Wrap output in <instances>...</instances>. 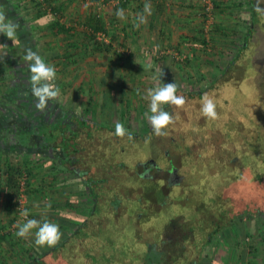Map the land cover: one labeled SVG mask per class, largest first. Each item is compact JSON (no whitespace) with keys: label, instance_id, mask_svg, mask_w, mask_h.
Listing matches in <instances>:
<instances>
[{"label":"rangeland","instance_id":"rangeland-1","mask_svg":"<svg viewBox=\"0 0 264 264\" xmlns=\"http://www.w3.org/2000/svg\"><path fill=\"white\" fill-rule=\"evenodd\" d=\"M44 2L34 0V4L42 3L41 5L45 7ZM117 2V0H65L66 7L71 8L69 5L72 3L81 9V15L78 17L82 22H75L78 25L86 22L92 14H97L107 19L112 27L115 26V30L111 29L102 34L103 40L99 39L100 34L96 35L100 45H112L109 53L94 49L92 44L87 46L83 42L76 44L71 41L59 43L58 40L56 44L62 45L49 47L46 58L49 61L54 59L52 53L55 51L60 57L50 61L57 74L55 83L60 88V95L57 98L60 113L57 119L62 114L61 109L74 115L79 113L84 117L83 111L89 107L86 118H89L91 123L105 124L111 131H115L117 123H122L131 134L144 135L148 131H153L144 115L146 112L151 114L150 101L146 98L147 89L157 87L161 79L162 83L175 82L179 94L186 97L187 103L183 108L173 106L169 111L174 117L175 124L169 127L168 135L158 137L157 141L148 140L151 141L150 150L140 140H136L135 145L129 149L125 148L124 156L120 157L117 156L118 153L112 154V148L100 150L101 145H98L101 141L100 136H104L106 140L109 138L99 126L94 131L90 130L92 131L89 133L90 142H93L95 134L99 136L91 145V151L85 154L87 158L83 163L102 166L100 170L92 171L93 177L104 176L103 166L109 170L112 166L119 168L121 161L132 164L125 171L113 170L105 174L110 177L105 187L107 194L120 190L123 196L131 200L126 201V206L134 201L132 209L127 211L126 208L127 213L115 217L116 221L122 218L120 224L125 227L127 234H130L127 238L121 237L119 246L121 255L128 257L131 250L140 252L138 256L142 259L146 246L155 244L159 250L163 249L168 253L170 262L171 258L178 259L180 255L178 264H200L202 260L205 261L202 264H264V215H237L234 222H230L228 215L223 212L230 208L235 215L233 205L236 201L242 206L240 209L244 210L243 195L251 196L253 191H256L254 193L256 197L257 194L264 195V146H259L257 150L258 140L262 137L264 141V64L257 69L260 84L254 87L249 86V81L253 83L257 78L250 73V77L246 76L241 87L234 81H227L225 75L231 60L244 41V32L250 28L251 13L248 6L244 7L246 0H212L213 11L210 17L206 14L205 7L201 6L200 10L202 9L203 13L200 18L196 19L194 16L191 18L193 20L185 22L186 24L180 25L182 22L174 24V32L178 30L180 40L182 39L181 44L172 41L173 26H165L164 17L162 24L156 22L152 28L144 26L143 30H148V35L141 36L131 25L125 23L127 18L128 21H134L137 13H140H132L130 7L124 11L126 17L124 20L117 18L111 22L112 19H116L114 5ZM202 4L204 5V2ZM72 13L73 11H70L64 15L66 21L71 22V19L75 18L79 21L80 18L77 19L75 16L74 18ZM167 15L169 17V13ZM151 17L152 15L147 19ZM173 18L174 16L171 19ZM159 35L161 37L164 35L165 39ZM263 38L264 28L260 34L257 32L251 48L260 49L264 46V43L260 42ZM3 44L8 48L14 45L11 49L15 51L18 47L11 40ZM7 47L0 50H6ZM13 55L15 67L18 69L14 78L22 82L20 85L25 86V80L30 74L24 73L21 67L29 66L30 62L23 59L25 55L23 49L13 52ZM70 55H73L72 59ZM258 57L264 58V53ZM254 67L256 68L255 60L251 59L249 69L254 70L252 69ZM93 68L98 70L90 73V69ZM96 72L100 76L94 75ZM80 75H85L84 82L88 79L90 82L92 79V83L97 87V84L100 87L102 81L112 85L107 84L106 87L101 85L105 90H96L101 97L97 94L95 99L90 101V94L83 97L77 90L76 80H80ZM3 80L5 82L4 78ZM212 86H216V89L212 90ZM198 91H203L201 96L194 95ZM204 93H209L217 105L218 119L215 121L207 119L200 111ZM108 94L111 95L108 96L111 99L107 97ZM189 95L194 96L190 98ZM21 103L11 105L5 102L0 105V118L15 111ZM16 112L14 116L16 114L25 116V109ZM41 113H45L43 116L45 117L47 109ZM32 115L34 114H28L27 117L32 119ZM20 129H14L15 134L13 133V138L10 139L18 146L17 135L25 130L22 127ZM9 130L11 133L14 132L11 128ZM260 134L261 137H258ZM252 137L254 139H251ZM119 143L130 146L132 142L125 137V140L121 139ZM250 145L254 149H249L248 152ZM80 146L88 147V144L86 142ZM39 151L37 145L33 144L35 162L33 164L31 162L32 165H29L28 157L24 153L12 157L11 163L20 168L22 175L18 176L19 190L16 203L11 205L9 213L4 210V201H0V228L6 227L13 216L15 221L10 223L9 230H16L17 225L26 222L20 211L21 201L24 210L27 209L30 213L27 219H34L40 213L43 222L47 220L59 225L61 233L65 232L64 235H67V232L76 228L74 217L79 212L87 210L88 197L92 200L89 206L94 202L91 196L82 194L85 186L80 181L63 184L59 182L60 186L57 184L54 189L46 187L51 181L47 179L48 175L56 173L54 170L51 171L54 167L53 158L62 155L59 152ZM49 154L52 161L44 160L46 158L44 155ZM200 154L202 156H199ZM72 157L76 159L78 155ZM137 162L143 166L137 167L135 164ZM198 162L204 163V166ZM146 163L159 168L152 172V181L142 180L136 174L142 172ZM80 168L78 162L74 163L73 169L76 172H79ZM173 168L177 169L178 185L175 181L171 184L170 171ZM27 169L34 175L31 178L32 186L29 187V191L34 192H31L30 197L26 190ZM259 174L263 175L261 185L259 182L262 180L256 178ZM71 176L72 174H59L60 181ZM74 188L80 192L75 193ZM22 196L27 198L22 199ZM24 199H27L26 202ZM69 200L73 204L72 208L65 205ZM259 201L264 207V197H259ZM218 224L221 225V229L214 233ZM112 227L113 231L120 230L118 223ZM35 232L36 229H33L27 238L32 240ZM211 233L212 242L208 245L206 242ZM3 246L0 264L22 263L18 249L5 248L4 244ZM9 257H12L11 261ZM133 260L135 264H143L142 260L140 262ZM114 264L119 262L115 261Z\"/></svg>","mask_w":264,"mask_h":264},{"label":"trees","instance_id":"trees-1","mask_svg":"<svg viewBox=\"0 0 264 264\" xmlns=\"http://www.w3.org/2000/svg\"><path fill=\"white\" fill-rule=\"evenodd\" d=\"M31 3H34V0H30ZM45 1L44 3L46 4L45 8L50 9V13L46 12L41 4H36L37 12H42L45 15L50 14L53 17H55L58 21L66 18L64 17V12L61 9L56 8V6L53 5L54 0H43ZM96 1V0H95ZM117 4L114 5V11L118 9H124L126 10L127 7H130L132 13L135 12H142L141 6L143 4H137L136 0H117ZM258 0H246V5L244 4V7L249 8L250 13H251V22H250V28L244 32L245 37L244 41H242L241 47H239L238 52L236 55L233 57V59L230 62V65L227 68V74L225 72V75H227L226 79L227 81H234L236 84L242 86L243 81L246 80V76L248 75V78L250 77L249 73L252 74L255 78H257V81L251 83V80L249 81V86L254 87L257 86L259 83L258 81V76H259V70L258 68H261V65L264 64V62L261 60L264 58L258 57L260 54L261 56L264 53V46L259 48H251L252 42L255 40V36L257 32L260 34L262 29L264 28V17H262L260 14L257 13L255 10L257 7ZM216 7L218 8L217 3ZM259 6L261 8H264V0H259ZM243 7V5H242ZM43 10V11H42ZM114 17V16H113ZM88 20L85 22V24H82L83 30H79L77 26H66L60 25L59 23L54 24L52 27V31L55 32L57 31V36H61L62 34L65 35V37H77L81 34H83L84 38L89 39L92 47L96 50L104 51L109 53L112 49V45H106L102 46L98 43L96 35L100 33L107 32L106 28V21L104 17H101L97 14H92L87 18ZM116 21V19H112V21ZM244 30V29H243ZM223 31V30H222ZM221 31V32H222ZM226 30H224L223 33H225ZM137 33V32H136ZM135 33V34H136ZM54 35V34H53ZM239 41V42H240ZM260 42L264 43V38L260 40ZM251 59L255 60L256 63V68H252L254 70L249 69V64ZM261 60V61H260ZM262 62V63H261ZM15 66V65H14ZM256 69V70H255ZM6 78V77H5ZM21 82V81H20ZM25 86L18 85L15 86L16 90V97H22V103L20 104V107H17L15 111H12L7 113V119H0V131H8L11 128L12 130L14 129H20L22 127L23 129H26V126L29 125L27 128H31L34 125L41 128V131L39 132L38 138L43 137L44 138V143L41 145V147H45L51 144L53 146L60 140L61 134L63 135V138H61V147L63 146L64 150V160H60V164L56 161H54V167L51 169V171H56L54 174H49L47 179H51L50 183L46 184V187L54 189L57 184L60 183H67L70 181H80L82 182V185L85 186V190L81 191L82 194H86L92 197L93 199V204L89 206L90 198L88 197V207L87 210L81 211L74 217L76 220L75 223H77L76 228L72 229L71 231L67 232V235H64L62 233V238L60 239L59 243L54 246V247H46L44 248L43 246H38L35 244L34 240L35 237L31 239L29 238H19L16 235V232L18 231V227L16 230H9V227L11 224L15 221V217H11L8 225L2 226L0 228V254H1V248H3V244L6 245L5 248H12V249H18L19 250V257L22 260V263L20 264H114L115 261L119 262V264H124L129 262V264H135L133 259L137 260V262H140L142 260L143 264H178L180 255L177 257L178 259L170 258L168 257V253H166L165 250L161 249L159 250L157 248V245L153 244H148L146 246V251L143 255V258L141 259L138 255H140V252L136 251H129L128 257L122 256L119 246H120V240L121 237L127 238L130 236V234H127V231L124 229L125 227L120 224L122 222V218L119 219V221L115 220V217H119L125 213H127L128 209L130 210L132 204L134 201L132 200V203L130 202L129 206H126V201H131L130 199L126 198L120 193V190L115 191V192H108L105 191V187L110 181L109 176H105L106 173H110V171L113 170H120V171H125L128 169V167H131L132 164H128L126 161H121L119 168L116 167H110L109 170L106 166L104 167L105 172L103 173V177L100 178H95L93 177V172H96V170H100L102 166L99 165H92V166H87L86 169L81 170L79 172H76L73 169L74 163H77V161L72 157L73 153H78V143L77 139L81 136V132L83 131L86 133L89 128L91 129V123L86 120V115L85 117L78 118L76 115H71L70 113L66 112L65 110H62V113L64 114V119L61 124L58 123V106L56 105L55 101H50L49 102V107L47 109V114L45 117L44 114H42L40 111L36 109V103L34 102V99L32 98V91H31V86H30V81L29 78L25 80ZM16 83V82H14ZM22 83V82H21ZM260 84V83H259ZM212 90L216 89V86L211 87ZM263 90V89H262ZM264 91V90H263ZM10 94L12 95L13 91H9ZM203 91H198L195 92L194 95L196 96H201ZM1 97L0 100H4V103L7 102L8 100L6 99V96H8L5 92H1ZM179 94V92H178ZM194 95H189L190 98H193ZM33 99V100H32ZM3 105V104H2ZM173 106H165L164 110L165 111H170ZM25 109V116L23 117V114L15 115L17 118L16 120H13L14 118V113L16 110H21ZM89 111V110H88ZM18 113V112H16ZM13 114V115H12ZM28 114H34L32 115V119H29L27 116ZM32 120V121H31ZM56 121V123H55ZM47 125H50L49 128ZM59 127V130L61 133L60 136H55L54 135V127ZM95 127H98L97 124ZM103 130L102 132L106 134V137L109 138L108 140L104 139V136L101 137V141L96 143L98 145H101L100 150H106L112 148L111 152L112 154L115 155V153L118 155L117 156H124V150L125 148H131V146L135 145V141L140 140L142 144H144L146 147H148V150H150L151 146L149 145L151 141H157L158 137L153 134V131L147 132L144 135H132L133 139L130 140L131 145L130 146H123L121 145L120 140L125 138H118L114 133L115 131H108L106 127H103L102 125H99V129ZM22 130V129H20ZM77 131V132H76ZM48 132L52 133L50 135ZM142 136V137H141ZM150 138V142L148 141ZM258 137H261V134L258 135ZM98 138V137H97ZM96 137H93V142H90L91 145H93ZM251 139H254L253 137ZM263 138L261 137V140H258V145H257V150L259 146L263 147ZM1 141V140H0ZM147 141V142H146ZM253 142V140L251 141ZM134 144V145H133ZM251 144V143H250ZM2 145V143H1ZM256 146V145H255ZM93 147V146H92ZM249 149H254L251 145L247 149L248 152H250ZM42 150V149H41ZM91 150V148H90ZM242 150V149H241ZM239 152V150H238ZM32 153V152H31ZM37 153V152H36ZM240 153H242L240 151ZM257 153V151H256ZM30 158H28L29 165H32L34 155H31L27 153ZM247 154V153H246ZM199 156H202L200 154ZM244 156V155H243ZM59 161V160H58ZM32 162V164H31ZM200 162V160H199ZM198 162V163H199ZM151 163V161L149 162ZM149 163H146L144 167L142 168L141 173H136L139 178L145 181H152L153 175L152 172L154 170L159 169L156 167V165H150ZM137 167L143 166V164L137 162L135 163ZM134 164V165H135ZM200 165L204 166V163H199ZM101 165V164H100ZM131 165V166H130ZM73 169V171H72ZM20 168L10 164L8 167V181H7V190H6V210L8 209V213L10 212L11 205H15L16 203V196L18 194L19 190V181H18V176L22 175L20 173ZM177 169L173 168L170 171L171 174V184H173V181H175V184H179V178L176 176ZM64 173V174H72L71 177L66 178L62 181H60L59 174ZM113 173V172H112ZM26 185H27V192L30 197L31 192L34 191H29V187L32 186L31 178L34 177L33 173L31 172L30 169H27L26 173ZM263 175L259 174L256 178L260 181V185L263 183ZM62 179V177H61ZM104 179V180H103ZM45 182V180H44ZM81 184V183H80ZM60 186V184H59ZM70 187V185H68ZM63 188V187H61ZM88 188V189H87ZM259 188V187H258ZM256 188V189H258ZM51 189V190H52ZM76 191L77 189L74 188ZM254 190V189H253ZM1 191V189H0ZM79 191V190H78ZM76 191L75 193H77ZM80 192V191H79ZM248 193L247 191H245ZM256 191H253V194L250 195H243L242 201L244 202L243 207L244 210H241L240 208L242 207L235 202L233 205L235 208V215L232 214L231 210L232 209H226L224 212L225 215H228L227 217L230 218V222H234V217L237 215H257V214H263L264 215V207L260 205L259 197H264V195L254 196V193ZM106 199L108 201H106ZM55 202V201H54ZM264 204V202H263ZM53 205V204H52ZM67 207L72 208L73 204L71 200L67 201L65 203ZM55 208V207H54ZM127 208V211H125ZM132 209V208H131ZM142 212V210H139V212ZM141 216V215H140ZM34 219L38 220L40 223L43 222V217L39 213ZM224 216L222 220L224 221ZM51 220H53V217H51ZM54 221V220H53ZM11 223V224H10ZM118 223L120 230L118 231H113L114 227L112 225H116ZM223 222H221L222 224ZM129 224V223H128ZM226 224V223H225ZM127 225V224H126ZM124 225V226H126ZM5 228L6 230H4ZM65 228V227H64ZM216 232L213 231L214 233H217L218 230L221 229V225L216 226ZM8 229V230H7ZM63 230V229H62ZM212 232V233H213ZM220 232V231H219ZM212 233L208 236V241L206 242L208 245L212 242ZM126 240V239H125ZM110 245V246H108ZM18 247V248H17ZM7 251V250H6ZM9 251V250H8ZM133 255L135 257H133ZM2 258V257H1ZM10 261L12 260V257H9ZM119 259V260H117ZM86 260H89L90 262H86ZM204 260L200 262L202 264ZM205 262V261H204Z\"/></svg>","mask_w":264,"mask_h":264},{"label":"crops","instance_id":"crops-1","mask_svg":"<svg viewBox=\"0 0 264 264\" xmlns=\"http://www.w3.org/2000/svg\"><path fill=\"white\" fill-rule=\"evenodd\" d=\"M137 4H143V6H141V8H144V4L145 3H151L152 5V17L147 19V23L146 24H142L138 29L134 27V24L137 23L138 21L136 20V18H134V21L129 20L127 18V21L125 23H127V25H131L133 28V30H136V32H139V36H141L142 34L144 35H148V30H143L144 26L147 27L149 26L150 28L154 27L156 25V22H158L159 24H162V20L164 19V24L165 26H173L174 24L178 25L180 22L181 24H186L185 22H190L192 17L196 16L195 18L198 19L201 17L202 15V9L200 10V7H203V0H136ZM54 6H56V8L63 10L64 15L68 14V12L73 11V17H77V19H79L81 15V9L76 8L77 6L72 5V3L69 5L71 8L66 7V3L65 0H54L53 3ZM46 12L50 13V9L45 8L47 6H43L41 5ZM92 6H94V3L92 2ZM37 6L34 3H31L30 0H0V11H3L5 13V15L11 19L14 23H18L19 24V28L17 30V37H16V42L15 44L18 45L16 51H19L21 49H23L24 54L26 53V50L31 48L32 51L36 52L38 55H40L45 62L47 61L48 64H51L50 61L55 60V58H59L58 57V53H56V51L54 53H52L54 59H51L50 61L47 60L46 58V54L49 51L48 48L51 46H61L60 44H56L59 40V43H65L66 41H71V43H80L83 42L85 45H91V42L89 39L84 38L83 34L80 33L79 36L77 37H65V35H61V36H57V31L55 30V32L52 31V27L54 24L59 23L60 25H66L67 27L70 25L72 26H77L80 27L78 28L80 31L83 30L82 25H78L75 22H82L81 18L79 21L75 19H71V22H67L66 20L64 21V19L62 18V20H57L55 17H53L50 14L45 15L42 12H37ZM95 8V7H93ZM92 8V9H93ZM43 11V10H42ZM157 13V15H156ZM162 13V14H161ZM169 13V17L168 14ZM173 13V15H171ZM150 15V16H151ZM174 16L173 19H171ZM65 17V16H64ZM149 17V16H148ZM157 17H159V19L157 20ZM164 17V18H163ZM155 19V20H154ZM88 20V19H87ZM86 20V21H87ZM105 23H106V28H107V32L112 30H115V26L112 27V25L109 23V21L107 19H105ZM111 22H114L111 20ZM75 23V24H74ZM82 24V23H80ZM85 24V22L83 23ZM110 25V26H109ZM124 26V25H123ZM120 27V26H119ZM123 28V27H122ZM131 29V30H132ZM178 29V28H177ZM165 31V30H164ZM171 31H172V41L173 42H179L181 44L182 39L180 40V35L179 32L177 30V32H174V26L171 27ZM174 32V35H173ZM54 34V35H53ZM110 34V33H109ZM151 34V33H150ZM176 34V35H175ZM161 37V35H159ZM182 36V35H181ZM65 37V38H64ZM163 39H165L164 35L163 37H161ZM63 40V41H62ZM8 41V39L3 36L0 35V44H3L4 42ZM55 42V43H54ZM13 46L11 47H7V49H2L0 50V97H1V92H5L8 96H6V99L8 100L6 103H9L11 105H15L16 103H21L22 97H16V90H15V86L20 85V80H15V72H17L18 69H16V67L14 66L15 62H14V58L15 57L13 55V52H16L15 49H11ZM58 48V47H57ZM13 50V51H12ZM53 52V51H52ZM72 52V51H71ZM62 53V51L60 52ZM101 53V52H100ZM104 53V52H103ZM70 54H74V53H70ZM103 55V54H101ZM50 56V55H49ZM73 55H70V59H72ZM100 56V55H99ZM49 58V57H48ZM62 59V58H61ZM68 64V63H67ZM21 69H24V73L30 74L29 71V66L26 67H21ZM58 70V69H57ZM98 70V69H97ZM94 68L90 69V73L93 71H97ZM99 75L98 72H96L94 75ZM1 75H4L1 77ZM81 78H79L80 80H76L78 81V87L77 90L78 92L80 91L83 95V97L85 95H89V99L90 101L94 98L95 99V95L98 94V91L96 90H105L104 87L107 86H111L112 83H107V82H101L100 84L103 85L104 87H98L96 86V84L92 83V79L89 82V79L84 82V76L80 75ZM87 76L89 77V75L87 74ZM6 77V78H5ZM3 78L5 79V82L3 80ZM91 78V77H90ZM16 82V83H14ZM112 89V88H111ZM9 91H13L12 95L10 94ZM96 93L94 95H92L93 93ZM92 95V97H91ZM98 96L101 97V94H98ZM111 96L110 94L107 95ZM34 99V102L36 101V98L33 96L32 97ZM109 99H111L110 97H108ZM32 99V100H33ZM56 102V105H58V99L54 100ZM111 103V102H110ZM4 104V100H0V105ZM90 108L87 107L84 109L83 111V116L84 115H88ZM78 118H81V114L76 113ZM75 114V115H76ZM72 116L74 114H71ZM4 119H7V116L4 115L1 116ZM85 117V116H84ZM0 118V119H2ZM13 120H16L17 118L14 116V118H12ZM64 119V114L62 113L60 118L57 120L59 124H61L63 122ZM89 118H86V120H88ZM89 121V120H88ZM91 123V121H89ZM56 123V121H55ZM100 124H97V126H99ZM48 128L50 125H47ZM96 125L94 123H91V129L89 128V130L86 131V133H84L83 131L81 132V136L77 139V143H78V153H73L74 155H78V157H76V161L80 164V170H84L86 169L87 166H90L89 164L83 163L84 159L87 158V156H85L86 153L90 152L91 150H89L91 148V144H90V135L89 133H91L92 131H94L96 129L95 127ZM103 127H106L105 124H102ZM55 130L54 135L55 136H60L59 133H61L59 130V127L55 126L54 127ZM106 129L108 131L111 132V128L106 127ZM92 130V131H90ZM14 132L11 133V130L6 131H0V201H4V210H6V188H7V181H8V167L10 164L13 163L12 157L19 155L21 153H24L25 155H27L28 158H30L28 156L27 153L31 154V155H35L34 152H32V145H37V147L39 148V152L41 151H50V152H59L61 153L62 157H54L53 161H57L60 164V160H64V150H63V146L61 147V138H63V135L61 134L60 136V140L54 144L53 146H51V144L49 143V145L45 146V147H41V145L44 143V138H38L39 136V132L41 131V128L37 127V126H33V128H26L25 130L19 132L18 136V145L15 144V141L10 140L11 137L13 136V133L15 134L16 130H13ZM77 132V131H76ZM42 133V131H41ZM50 135H52V133L48 132ZM133 135V134H132ZM137 135V134H135ZM16 136V135H14ZM99 135H96L94 137H98ZM13 138V137H12ZM16 138V137H15ZM85 140H83V139ZM24 141V142H23ZM87 142L88 147L87 146H80L82 143L85 144ZM2 143V145H1ZM89 148V149H88ZM42 149V150H41ZM32 152V153H31ZM60 155V154H59ZM46 156V158H44V160L47 159V161H52V156L49 155H44ZM49 158V159H48ZM29 160V159H28ZM27 160V161H28ZM59 160V161H58ZM12 162V163H11ZM88 163V162H87ZM14 165V164H13ZM88 189V188H87ZM8 211V209L6 210ZM1 214V213H0ZM6 214V213H5ZM208 241V239H207Z\"/></svg>","mask_w":264,"mask_h":264},{"label":"clouds","instance_id":"clouds-1","mask_svg":"<svg viewBox=\"0 0 264 264\" xmlns=\"http://www.w3.org/2000/svg\"><path fill=\"white\" fill-rule=\"evenodd\" d=\"M258 14L264 17V8L259 6V0L255 9ZM152 14L151 3H145L143 13H137V23L134 24L135 28H139L142 24L147 23V17ZM116 17L120 20H124V9H118L115 13ZM18 23H14L9 19L3 11H0V35L5 36L13 43L16 42L17 30L19 28ZM7 47L4 44H0V48ZM23 59L29 63L30 71V86L32 95L36 98V109L40 112H45L49 107V102L56 100L60 95V88L56 85V70L53 65L45 62V60L32 51L31 48L26 50ZM163 73H161L162 76ZM146 98L150 101L149 110L144 115L149 121L153 134L157 137L167 136L170 126L175 124L173 115L164 110V106H174L176 108H183L187 103L186 97L182 94H178V86L175 82L162 83L161 79L159 84L155 88L147 89ZM201 109L203 116L209 120H217L218 112L217 105L214 98L209 93H204L201 98ZM117 137L133 139L132 134L126 129L124 124L117 123L115 125V133ZM150 140V137L148 138ZM147 142V141H146ZM21 215L26 218V222L22 225H17L18 231L17 237L27 238L33 229L35 232V244L38 246H56L62 233L59 229V225L45 220L42 224L36 219H27L30 215L29 211L25 209Z\"/></svg>","mask_w":264,"mask_h":264},{"label":"built area","instance_id":"built-area-1","mask_svg":"<svg viewBox=\"0 0 264 264\" xmlns=\"http://www.w3.org/2000/svg\"><path fill=\"white\" fill-rule=\"evenodd\" d=\"M203 2H204V7H205V9H206V14L208 15V17H210L211 16V13H212V11H213V2H212V0H203ZM102 34H104V33H100V37H99V39H102L103 40V36L104 35H102ZM102 37V38H101ZM23 198H27V196H22V199ZM25 200V202H26V200L27 199H24ZM20 211H21V213L24 211V207H23V205H22V203H21V201H20ZM22 218H24V219H26L25 217H23L22 216ZM28 218V217H27Z\"/></svg>","mask_w":264,"mask_h":264},{"label":"flooded vegetation","instance_id":"flooded-vegetation-1","mask_svg":"<svg viewBox=\"0 0 264 264\" xmlns=\"http://www.w3.org/2000/svg\"><path fill=\"white\" fill-rule=\"evenodd\" d=\"M154 161V160H153ZM154 163V162H153Z\"/></svg>","mask_w":264,"mask_h":264}]
</instances>
